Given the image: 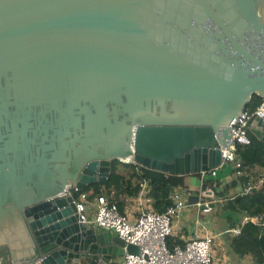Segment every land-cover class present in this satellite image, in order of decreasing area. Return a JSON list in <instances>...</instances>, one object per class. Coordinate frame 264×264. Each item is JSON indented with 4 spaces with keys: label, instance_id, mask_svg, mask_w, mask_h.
<instances>
[{
    "label": "water",
    "instance_id": "1",
    "mask_svg": "<svg viewBox=\"0 0 264 264\" xmlns=\"http://www.w3.org/2000/svg\"><path fill=\"white\" fill-rule=\"evenodd\" d=\"M253 96L264 97V0H0V264L136 253L81 222L65 187L103 182L115 160L224 170ZM250 132L264 142V120Z\"/></svg>",
    "mask_w": 264,
    "mask_h": 264
},
{
    "label": "trees",
    "instance_id": "2",
    "mask_svg": "<svg viewBox=\"0 0 264 264\" xmlns=\"http://www.w3.org/2000/svg\"><path fill=\"white\" fill-rule=\"evenodd\" d=\"M260 102V97L253 96L246 109L253 111ZM235 153L241 163L238 173L230 175L226 181L205 180L202 190L207 198H211L208 199L213 203L211 210L216 208V214L224 220L226 230L218 234L240 227L239 235H224L231 264H240L246 257L253 264H264V142L249 132V142L237 144ZM144 184L148 186L147 197L151 199L155 212L165 210L170 203L168 196L175 188L187 189L184 176L164 174L145 169L134 162L115 160L111 163V172L106 180L87 186L82 191L89 192L90 199L104 196L124 214L128 199L136 198ZM217 199L219 201H215ZM242 216L256 217V222L241 225ZM167 244L169 247L183 245L184 240L180 233H172L167 238Z\"/></svg>",
    "mask_w": 264,
    "mask_h": 264
},
{
    "label": "built area",
    "instance_id": "3",
    "mask_svg": "<svg viewBox=\"0 0 264 264\" xmlns=\"http://www.w3.org/2000/svg\"><path fill=\"white\" fill-rule=\"evenodd\" d=\"M256 116L264 120V97H261V102L255 110L246 109L231 122L232 141L228 148H221V158L222 162H227L230 166L232 174L238 173L241 167V163L236 159V145L249 142L250 125ZM220 171L217 167L199 173L201 181L222 180L223 175ZM197 192L199 200L195 205L204 204V207H201L202 212L211 210L212 202L204 200L205 192L202 187ZM64 194H73V202L81 222L110 228L118 233L126 246L132 244L137 247L136 253L125 252L122 256L123 264H213L211 246L214 237L209 233H206L204 237L194 234L191 239L184 241L183 245L175 244L169 247L167 244V238L172 234L174 218H177L188 206L187 197L191 195L189 191L185 194L179 188H175L169 194L170 203L163 212L142 210L133 222L128 221L125 213H121L115 204L109 203L101 195L94 198L95 215L93 220H88L84 214V201L88 198V193L73 185H67ZM196 221L198 224V219ZM249 221L256 222V217L242 216L240 223L244 225ZM231 232L239 235L240 227L231 229Z\"/></svg>",
    "mask_w": 264,
    "mask_h": 264
},
{
    "label": "rangeland",
    "instance_id": "4",
    "mask_svg": "<svg viewBox=\"0 0 264 264\" xmlns=\"http://www.w3.org/2000/svg\"><path fill=\"white\" fill-rule=\"evenodd\" d=\"M122 169V167H120ZM220 174L230 177L232 175L230 171V166L228 165L224 170L220 171ZM226 177V179H228ZM185 194H187L186 190H183ZM89 193V192H88ZM198 194V192H196ZM195 194V195H196ZM206 196L204 200L209 201ZM85 211L84 214L86 217L93 219L95 215L96 206L93 202V199L87 198L84 201ZM95 206V207H94ZM152 209V208H151ZM151 209H147L148 211H153ZM140 208H138L137 212H141ZM125 215L127 216L128 221L133 222L136 218V214H134L133 210H126ZM198 219V224L197 220ZM174 224H177L174 226ZM185 226V229L180 228V226ZM225 224L223 218L216 214V208L213 210H209L207 212L201 211V206L196 205H188L183 211L180 212V215L173 220V228L172 233L176 234L180 233L184 241L191 239L194 234H198L200 237H204L206 233L210 235H214V239L211 246V254L213 259V264H231V260L227 253L226 242L224 239L225 234L233 235L232 232H225V234H218L220 231H225ZM120 264H123L122 261ZM241 264H253L250 258L246 257Z\"/></svg>",
    "mask_w": 264,
    "mask_h": 264
},
{
    "label": "crops",
    "instance_id": "5",
    "mask_svg": "<svg viewBox=\"0 0 264 264\" xmlns=\"http://www.w3.org/2000/svg\"><path fill=\"white\" fill-rule=\"evenodd\" d=\"M226 177L227 176L222 178V180L226 181L227 180ZM227 178L229 179V177H227ZM203 183L204 182L201 181V175L200 174H189V175L184 176V185L187 187L186 191H189V193L191 195L196 194V192L201 189ZM181 191H183V190H181ZM147 192H148V186L146 184H144L142 191L139 193V195L136 198L128 199L127 205L125 206V211L126 210H131V211L133 210L134 214L138 215V213H139V212H137L138 208H140V210L151 209L152 208L151 199L147 197ZM151 210H153V209H151ZM88 220H93V219L88 218ZM176 225L177 224H174V226H176ZM180 228L185 229V226L183 227V225H181ZM176 234H177V232H176ZM181 238H184V237L181 236ZM121 261H122V257L114 258L108 264H110V263L120 264Z\"/></svg>",
    "mask_w": 264,
    "mask_h": 264
}]
</instances>
